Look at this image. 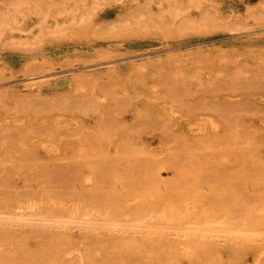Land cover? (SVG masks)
Here are the masks:
<instances>
[{
  "label": "rangeland",
  "instance_id": "obj_1",
  "mask_svg": "<svg viewBox=\"0 0 264 264\" xmlns=\"http://www.w3.org/2000/svg\"><path fill=\"white\" fill-rule=\"evenodd\" d=\"M13 1L0 0V11L4 13L10 7L12 8L9 4L12 5ZM3 2L6 5L2 4ZM15 10V13H9L10 16L6 22L0 25V103L9 104H6L8 111H6L7 108L6 110L0 108L2 110L0 129L9 134L13 131V125L15 128H22L31 123L30 115L22 111L24 115L26 114L23 116L19 107L28 109L29 107L26 106L34 104L43 106L42 108L50 104L56 106L61 103L60 100L75 102L76 105L78 99L80 103L86 101L79 103L84 105L82 116L77 108L75 111V109L63 110V108L61 110L58 107V110L56 106L55 111L51 110L53 113H50V119L46 123L53 122L52 119L56 117L60 119L62 135L79 139L84 132L95 133L96 126H99L98 129L102 132L107 131V119L111 116L115 131L129 126L132 133L137 134L141 140H138L137 147L132 146L124 151L115 134L110 137L109 144L106 143L109 151L106 149L108 154L105 156L97 153L76 156V152H72L73 156L66 159L60 157L48 146V143L54 140L55 134L46 133L45 140H42V136L39 138L37 136L35 140L38 139L34 145L37 151L33 153L37 157L32 155L33 158L30 157L24 161L11 159L12 162L0 156L1 169L11 167L19 172L14 174L16 190L30 188L28 191L24 190L19 198H27L26 195L29 192L33 196L39 194L37 190L39 184L33 182L28 187L25 184L26 180L20 176V170L27 166L30 168L34 166V169L42 168L45 167L44 164L52 168V163L56 162L58 164L54 163L53 167L68 163L79 171L77 181L71 177V174H63V186L68 185L65 187L67 193L72 194L71 196L75 194L74 197L78 198L79 204L86 203L89 197L96 195V192V196L99 195L101 198L99 196L98 198L102 202L104 199L105 204L106 198L103 195L102 186L109 185L110 180H107L97 168L100 163L134 155L137 157L133 158L144 162L149 155L162 157L160 155L164 154L162 158L168 157L167 159H172L170 162H176V165L163 168L161 166L158 176L153 178L163 192L164 188L166 189L163 180L176 178L190 162L189 191L193 190L192 195L197 194L196 202L199 204V209L203 205L216 209L218 205L219 210L214 211L220 213L222 206L226 208L231 206V211H238L241 216H244L242 214L244 210L234 207V197L243 196L247 204H256L257 201L254 198L258 195V190L263 189L261 192H264V170L261 164H256L249 171L246 181L242 182L239 180V172L222 164L218 167H202L199 157L194 156L195 151L190 145L189 148H185L182 140L188 134L190 142H200V152H211L215 157L223 152L230 156L233 151L231 148L220 149L208 142L223 136L229 138L235 136L236 131L238 132L236 129L238 123L245 126L252 125L254 129L264 125V71L262 70L264 68L261 69L264 67V58H262L264 57V0H28L23 7L18 6ZM261 47L263 50L260 51ZM258 51L259 59L255 56L258 55ZM253 56L258 61L254 60ZM261 58L262 62L259 61ZM257 63L260 70H257ZM219 65L222 66L219 67ZM252 65L257 66L258 73H254L256 70L251 72L255 68ZM255 74L260 75L256 78ZM250 76H254L252 79H256V84L253 82L254 85H248L251 81ZM33 78L39 82L43 90L41 93L37 91L29 93L28 89L22 85ZM48 80H51L50 84L43 83ZM258 80L263 84H257ZM257 85L260 89L259 87L256 89ZM251 86H255L254 89ZM91 94L93 96H90ZM136 97L139 99L137 100ZM153 98H155L154 101H152ZM12 107L19 111L17 110L16 114L12 113L13 110L16 111ZM45 112L48 113V111ZM12 115H15L13 116L15 120L14 118L12 120ZM8 117L13 124L9 123L11 120L9 121ZM15 121L17 124H14ZM41 146L44 147L41 148ZM262 147L261 155L264 158V146ZM61 160H65V163ZM34 164H37V167ZM89 165L93 166V170L87 167ZM192 165L196 167H191ZM119 170L124 177H129H126L128 179L125 182L123 181L124 185L117 187L119 193L123 188H134L137 193L134 191L133 195L139 196L142 184L153 180H145L147 177L145 169L137 171L136 177H132L130 172L123 169ZM205 170L206 173H203ZM200 171L203 174L199 176ZM194 174L196 176H193ZM163 177L168 178L163 179ZM81 178L84 179L81 181ZM133 178L136 180L134 181ZM131 179L134 181L133 185H131ZM218 188L226 191L229 189V192L223 194L224 191ZM196 189L198 192L194 191ZM215 194L217 196H214ZM224 196L228 198L226 201L222 200ZM137 201L140 202L139 199H134L130 204L135 206ZM139 202L136 203L137 206ZM191 213H189V219L193 220ZM237 213L232 215L239 219L240 214ZM123 216L127 217L125 215L120 217ZM76 228L72 230V235L76 241H81L82 236ZM103 232H105L104 229ZM220 248L221 252L226 253V257L233 258L234 264H256L258 255L264 254V252L258 254L255 250V242L240 244L238 248L233 249L237 251H231L225 242L220 243Z\"/></svg>",
  "mask_w": 264,
  "mask_h": 264
},
{
  "label": "bare ground",
  "instance_id": "obj_2",
  "mask_svg": "<svg viewBox=\"0 0 264 264\" xmlns=\"http://www.w3.org/2000/svg\"><path fill=\"white\" fill-rule=\"evenodd\" d=\"M26 2H28V0H14L12 2V5L9 4V6H12V8L10 7L4 13L0 11L2 13L0 14V25L6 22L8 16H10L12 12L13 14L15 13L14 11H16L15 10L16 7L18 6L23 7L26 4ZM2 4H4V2ZM261 50H263L262 47L260 48V51ZM257 54L258 55L255 56H258L257 58L259 59V51ZM255 56H253L254 58L252 57L254 60H256ZM262 58L259 61L262 62L263 60ZM258 64L259 63H257L256 65L258 66ZM216 65H217L216 68H218V64ZM220 66L222 65H219V67ZM257 66H255L254 70L251 67V69L253 70L251 72H254L257 68H258L257 70H260L259 69L260 67ZM262 68L264 67H261V69ZM257 70L254 73H256ZM262 70L264 71V69ZM50 74L52 75V73ZM255 75L257 78L260 74L259 75L255 74ZM252 77L250 84L248 85H252L253 82L255 83L256 79L253 80ZM50 81L51 80H48L47 82H43V83L50 84ZM258 81L260 83L258 82L257 84L259 85L261 83L263 84V82H261L260 80ZM22 85L24 86V88L28 89L29 93H34L36 91L38 93H41L43 91L39 85V82L36 81L35 78H33V80L31 81L29 80L28 82L25 81L24 84ZM252 88L250 89L252 90ZM257 88L260 89V86L257 85L256 89ZM90 96L93 95L91 94ZM82 98L85 99L84 97ZM139 98H144V97L139 96ZM139 98H137V100ZM162 98L164 100V97ZM154 99L155 98H153L152 101H154ZM91 100L92 99H90V101ZM77 101L78 104L75 105V102L69 103V102H65L64 100L63 101L60 100L59 102L61 103H58L59 105L56 106L57 109L59 107L61 110L63 108V110L75 109L76 111L77 108L81 111L80 114L82 116V114L84 113V109H83L84 105L82 106L80 104L83 103L85 100L81 103L79 102L78 99ZM87 101H89V99ZM6 104L0 103L1 106L0 108L1 109L4 108L6 110L7 105H9ZM35 105L36 104L31 106H26L29 107L28 109H23L19 107L21 109V114H23V116H26V114L24 115L22 111L30 115L31 117L30 120H32L30 124H27L22 128H15V125H13L14 127L13 131L9 134H6L2 129H0V154H1L0 156H3L7 160L14 159L13 161L22 160V159L24 161V159H29L30 157H32V155H35L33 154L35 153L34 151H37L35 150L36 148L34 147L36 140L39 138V136H42V140H45L44 137L47 136L46 133L51 135L53 134L56 135L54 140H51V142L48 143L49 144L48 146L52 151L57 152V154H59L60 157L66 159L69 156H73L72 152H76L75 154L76 156L78 155L87 156L93 153L103 154L105 156V154H108L106 152V149L108 150L109 148L108 147L109 139L112 135L115 134L118 136L119 138L118 142L121 143V146L124 149V151L129 150V148L132 146L133 148H135L139 144L138 140H140L139 139L140 137L137 134H133L132 131L130 130L131 128H128L129 126L125 128L119 127L121 129L115 131L113 129L114 125L111 122L112 121L111 118L113 117L111 116L108 117L107 119L108 127H106L107 131L105 132H102L100 129H98L99 126H96L95 133L92 132L91 134L89 132H84L81 138L79 139L65 137L64 135H62L63 133L62 129H60L61 127L60 119L55 117V119L54 118L52 119L54 120L53 122L49 124L46 123V121L50 119L49 118L50 113H53V111L56 110L55 109L56 106L50 104L42 108L43 106L39 107ZM115 107L117 108V105H115ZM52 109L53 111H51ZM15 110L16 111L11 110L12 113L15 112L17 113L18 109ZM6 111H8V108ZM45 111H48V113ZM0 112H2V110H0ZM4 114L7 115L6 113ZM13 116L15 115H12V120L13 118L15 120V117ZM16 119H18V117ZM12 120L9 123L13 124ZM21 121L23 123L24 119ZM43 122H45V124H43ZM14 124H17L16 121ZM212 127L214 126L212 125ZM236 127H237L236 129H238V132L236 131L235 136L231 138L227 136H223L221 138H217L216 140L208 142L210 144L211 143L215 144L214 146L215 147L218 146L220 147V149L231 148L233 151H231L232 154L230 156H227L223 152L219 153L216 157L213 153L206 152V150H205L206 153L200 152L199 151L200 142H196V141L190 142L189 141L190 138L188 137L189 136L188 134L183 137V140L182 139L181 140L183 141L182 143L185 144L184 145L185 148H189L190 145L192 150L195 151V155L194 154L192 155L199 157L202 167L205 168L206 167L209 168L212 166L218 167L221 166L220 164H222L223 166H226L229 169L232 170L235 169L236 172H239L240 173L239 180L243 182L246 181L247 177H249L247 176L249 171L256 164H261L262 169L264 170V158L261 155V147L264 146V125H262L259 129H254L252 125L245 126L242 123H238ZM37 136L38 138L35 140ZM38 142L40 143V141ZM42 147L44 146H41V148ZM203 147L205 148V146ZM171 149L173 150L174 148L172 147ZM46 150H48V148ZM46 150L43 151L46 152ZM134 152L135 151H133V153ZM163 155L160 156L164 157ZM35 156L37 157V155ZM135 156L136 155H134L133 157ZM133 157L113 159L110 162H104L102 164L100 163V165L97 167L98 169L101 170L102 175L105 176L107 180H110L109 185L104 184L105 187L102 186L103 195L106 198L105 204L103 203L104 199L102 202L98 198L99 195L96 196L97 192L96 195H92L91 197H89L86 203L85 202L83 203L81 201L83 204L81 203L79 204V202H77L78 198L76 199L74 197L75 194L71 196L72 194L69 195L67 193L65 187L68 185L63 186L64 184L63 174H67V173L71 174V177H73V179H75L76 181L79 178V171H77V169L73 167L71 164L66 163L65 165L63 164L60 165V167L58 166L53 167V164L54 163L56 164V162L53 161L54 163H52L51 165L52 168L51 167L48 168L47 167L48 165L46 164H44L45 167L44 166L42 167L40 166L41 164L38 163L39 166L42 168L34 169L33 168L34 166L33 167L31 166V168L30 166H27V168L20 170L21 171L20 176L26 180L25 184L28 187L30 183L33 182L39 184V189L37 187V190H39L38 192L39 194L37 193L38 195L33 196L29 192V194L26 195L27 198H19V195L24 193V190L28 191V189L30 188L25 187L24 190L22 191L16 190V184H15L16 179L14 174L19 173L18 170L16 168H11V167L9 169L0 168V185H1L0 187V264H234L233 258H228L229 256L226 257L225 252L224 253L221 252V248H220L221 242H225L226 245L229 246V249L231 251H237L233 249L238 248V245L243 244L245 242L247 243L255 242V247H256L255 250L258 252V254L264 252V192H261V190L263 189L258 190L259 191L258 195L256 196V198H254L255 201H257L256 204L253 203L247 204V201L244 200L243 196L234 197L233 200L234 207L237 209L240 208L241 210H244L245 212H242L244 216H241V213L238 211L235 212L234 210H232L234 211L232 212L230 208L231 206L228 207L230 209L226 208L225 206H222L223 207L222 212L220 213L217 212L219 210L217 209L218 205L216 208L217 211H214L216 209H211L213 207L210 208L208 205L207 207H204L203 205V207L199 209L198 208L199 204H197L198 202H196L197 194L196 196L194 194L192 195L191 193L193 190H190L191 192L189 191L190 189L189 179H191L189 178V176L191 175V174L189 175V165L191 164L190 162L187 165V167L182 169V171L179 173V175L176 176V178L167 177L168 178L167 179L163 177V179H167V180H163L165 181V187H166V189L164 188L165 191L163 192L162 191L163 189L162 190L160 189L161 186L159 187L157 183L154 182L153 178L158 176L159 173L158 170L161 166L162 168L164 166H171V165L174 166L176 165V162H170L172 159L168 160L167 159L168 157L162 158V157H158L157 155L147 156L144 162L139 161L137 158L135 159ZM182 158L184 159V156H182ZM1 159L3 158L1 157ZM65 160L63 161L61 160V161L65 163ZM35 163H37V161ZM34 165L36 166L37 164ZM87 167L92 169L93 166L89 165ZM191 167H196V165H192ZM176 168L178 167L176 166ZM119 169H123L126 172H130L132 177H134L137 174V171L139 172V170L145 169L146 170L145 176H147L145 177V180L146 179H153V180L152 181L149 180V182H146V184L141 183L142 188L140 187L141 193H139L141 195L139 196H136L135 194L133 195V192L135 191L134 188H123L122 192L119 193L117 192L118 190L117 187L119 185H124L123 181L125 182V180L129 178L128 176H126L128 177L126 179V177L122 175L121 173L122 171ZM203 173H206V170L205 172L203 171ZM203 173L202 172L199 173V176ZM213 175H217V174H213ZM193 176L196 175L194 174ZM82 179L84 178H81V181ZM196 179L195 181H197ZM135 180L136 179H134V181ZM234 180L236 181V179ZM263 180H264V176H263ZM134 181H132L131 185H133ZM138 181L139 180H137V182ZM195 181L193 182L196 183ZM91 183L92 182H90V184ZM195 185L197 186V184ZM96 186L98 185L96 184ZM197 189L194 191L198 192ZM219 189L220 188H218V190ZM220 190L224 191L223 194L224 193L227 194V192H229V189L228 191H226L225 189H220ZM91 192L93 191L91 190ZM135 193L137 192L135 191ZM211 195L213 197V193ZM214 196L217 195L215 194ZM218 196L220 195L218 194ZM134 199L140 200V202L137 201L139 202L138 206L136 204L137 202L135 203V206H132L134 204L132 205L130 204V202H132V200ZM226 199H228L227 196H224L222 200L226 201ZM250 201H252V199ZM201 204H203L202 201ZM190 212H192L191 216L193 218L191 219L193 220L189 219ZM232 213L240 214L239 217L237 216L239 219H237L236 216H233ZM119 215L120 216L125 215L128 218L127 217L125 218L124 216L120 217ZM74 228L79 230L80 235L82 236L81 241H76L74 239L72 235V230ZM103 229L105 232H103ZM229 249L227 250L230 251ZM261 256L262 255H258V257L256 258V264L257 263L264 264V254L262 257ZM231 257H236V256H231ZM253 257H251L252 260Z\"/></svg>",
  "mask_w": 264,
  "mask_h": 264
}]
</instances>
